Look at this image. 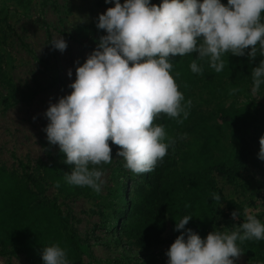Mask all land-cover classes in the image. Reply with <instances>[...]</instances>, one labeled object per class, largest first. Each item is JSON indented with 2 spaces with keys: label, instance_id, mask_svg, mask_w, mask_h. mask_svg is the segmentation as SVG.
<instances>
[{
  "label": "clouds",
  "instance_id": "1",
  "mask_svg": "<svg viewBox=\"0 0 264 264\" xmlns=\"http://www.w3.org/2000/svg\"><path fill=\"white\" fill-rule=\"evenodd\" d=\"M105 2L115 4L98 17L97 27L107 35L77 67L71 94L50 104L45 113L50 122L44 129L49 143L59 145L64 162L73 166L64 180L96 193L104 183V172L96 166L111 164V144L120 149L117 156L125 161L124 168L140 175L154 171L175 143L167 137L165 126L155 123L166 114L182 125L192 104L191 100L184 103L171 74L172 57L198 54L190 68L202 74L197 60L208 58L210 67L220 73L226 53L247 54L254 62L259 45L264 56V0H228L227 5L221 0H163L160 5L151 0ZM52 45L61 52L67 48L62 37ZM251 76L256 93L264 84V59ZM236 91L233 88L229 94ZM259 143V158L264 160V137ZM55 187H60L59 181ZM212 199L219 202L221 197L213 194ZM250 212L244 209L242 225L231 231L214 229L206 239L192 229L182 232L193 219L184 216L176 222L174 230L182 234L166 253L168 264H235L242 255L237 241L264 240V223ZM239 216V211L232 213L234 220ZM42 259L44 264H69L59 244L44 247Z\"/></svg>",
  "mask_w": 264,
  "mask_h": 264
},
{
  "label": "rangeland",
  "instance_id": "2",
  "mask_svg": "<svg viewBox=\"0 0 264 264\" xmlns=\"http://www.w3.org/2000/svg\"><path fill=\"white\" fill-rule=\"evenodd\" d=\"M125 0H121L124 3ZM163 0H151L160 5ZM11 9L7 24H0V169L21 177L19 163L44 186L46 196L55 200L64 214L71 218V229L85 246L83 264H168L166 255L175 239L186 232L175 231L179 219L167 221L163 232L146 242L122 235V218L132 199V183L126 179L131 173L124 168L123 158L116 156L104 172L102 190L88 196L63 197L45 179L41 164L60 152L59 145H51L44 129L49 124L45 113L50 104L67 96L62 88L75 82L76 69L97 50L99 32L90 25L99 13L107 9L95 7V0H0V11ZM44 21L47 25L38 22ZM105 35L107 32L102 30ZM63 38L65 51L56 49L53 41ZM207 66L208 58L203 59ZM78 62V63H77ZM207 69V68H206ZM71 70L72 76H68ZM228 81H223L226 84ZM201 83L191 91L192 123L217 125L222 131L224 151L217 153L219 160L234 151L242 155L234 161L237 174L220 177L212 173L221 201L215 212L206 217L195 231L201 238L215 230H233L245 221L244 209L251 210L263 223L264 177L254 163V154L244 149L254 132L235 124L221 123L214 113L216 99H211ZM250 97L262 100L263 92H252L253 83H241ZM243 101V98H239ZM35 118V119H34ZM171 154L175 155L191 137L175 134ZM241 163V164H240ZM244 164V168L240 165ZM233 202L237 209H228ZM239 211L237 219L232 213ZM235 264H264V251H241ZM0 264H29L25 255L0 257Z\"/></svg>",
  "mask_w": 264,
  "mask_h": 264
},
{
  "label": "trees",
  "instance_id": "3",
  "mask_svg": "<svg viewBox=\"0 0 264 264\" xmlns=\"http://www.w3.org/2000/svg\"><path fill=\"white\" fill-rule=\"evenodd\" d=\"M221 2L227 5L228 0ZM114 6V2L95 0V7L99 9ZM10 13L9 7L0 11V24H7ZM100 14L103 13H99L90 22V25L99 32L98 44L100 38L106 36L97 27ZM36 20L47 27L44 21ZM257 49L254 62H249L247 54L237 57L226 53L222 57L225 68L220 73H216L210 65L207 66V63L205 67L204 60H197L203 69L202 74L193 73L190 64L198 58L196 53L172 57L170 62L173 64L171 74L179 85V90L184 94L185 104L191 99V91L206 81L204 87L208 90L210 98H217L214 113L218 120L224 124H235L253 130L254 135L251 136L249 145L241 149V152L246 150L254 154V163L264 177V160L259 158V141L264 137V84H261L259 89L263 92L262 100L250 97L247 88L241 85L253 83L251 70L258 67L261 59H264V56L260 55L259 45ZM177 72L180 73L179 76H176ZM223 81L228 82L222 84ZM62 88L68 95L71 94L72 89H67L66 86ZM233 88L238 91L230 95ZM239 98H243V101L240 102ZM187 110L189 115L182 125L177 124L174 119H169L166 114L157 117L155 123L165 126L168 138L180 134L191 139L186 141L175 155L171 154L170 144L167 155L154 171L140 175L131 172L126 177L128 182L132 183L133 190L132 199L126 206L128 211L122 218L125 223L121 232L128 238L136 239L139 246H144L145 241L151 242L153 238L159 236L167 221L180 220L186 215L193 217L186 228L197 231L202 220L212 215L221 201L215 202L212 199L213 194L220 195L212 173L220 177H225L230 172L237 174L238 169L234 161L240 159V162H244L238 151L219 160L217 153L225 150L220 127L206 122L195 125L191 121L190 109ZM165 143H169V139H166ZM110 146L113 156L111 164L96 166L103 172L113 164L120 150L114 144ZM65 160L66 156L61 151L48 157L41 164L45 179L65 198L90 195L93 191L91 188L69 185L64 180L65 173L70 174L73 167L66 164ZM19 166L21 177L0 169V257L25 255L29 264H44L43 248L59 244L66 250L69 264H83L85 246L72 231L70 216L63 213L55 200L46 196L42 183L27 172L22 163H19ZM240 167L244 168V164ZM57 181L60 182L59 188L55 187ZM227 206L228 209H237L233 202L227 203ZM237 244L241 251H264V240L253 239L243 243L237 241Z\"/></svg>",
  "mask_w": 264,
  "mask_h": 264
}]
</instances>
